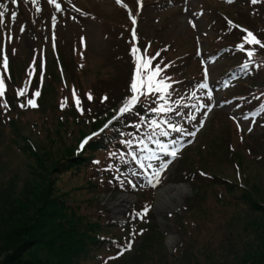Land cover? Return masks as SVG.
Returning a JSON list of instances; mask_svg holds the SVG:
<instances>
[{
    "label": "trees",
    "instance_id": "obj_1",
    "mask_svg": "<svg viewBox=\"0 0 264 264\" xmlns=\"http://www.w3.org/2000/svg\"><path fill=\"white\" fill-rule=\"evenodd\" d=\"M239 18L264 41V0L257 4L244 0ZM118 23L124 26V41L117 46L119 53L113 60L125 62L124 46L132 47L130 22L122 17ZM220 24L221 32L211 47L217 54L225 53L220 67L254 60L247 69H237L253 76L239 79V92L227 97L252 103V111L262 110L264 48L245 44L247 51H254L249 58L246 51L236 48L244 43L245 35L226 21ZM153 42L151 53L160 55L157 63L168 64L162 74L170 78L166 100H161L160 94L144 95L132 111L121 115L118 109L130 98L129 85H123L116 73H110L103 88L84 90L74 77L82 78L85 73L81 77L73 66L65 65L62 76L55 62L48 67L50 77L41 84L37 108L20 107L25 97L13 92L12 100L0 98V149L6 159L4 162L0 155V170L10 167L9 155H21L28 162L23 189L15 187L18 173L0 181V255L1 242L8 237L16 241L15 253L6 264H85L86 260L92 264H117L119 260L126 264H264V183L252 172L264 165V135L248 139L246 146L248 133L229 116L226 119L233 124L234 139L228 128L210 135L205 131L199 146L190 145L182 153L177 173L170 178L194 185L181 211L164 217L171 222L167 228L179 236L174 251L167 250L166 232L155 215L137 220L143 194L136 190L132 168L149 167L156 152L182 133L169 123L189 129L195 114L188 108L199 100L195 89L204 81L198 58L188 62L182 51L162 38L155 37ZM12 72L15 86L22 80V71ZM73 89L80 99L88 93L93 96L88 104L81 100L83 111L75 104ZM5 99L8 107L3 106ZM120 100L123 102L118 105ZM160 104L171 111H153ZM34 112L44 118L40 126L38 122L30 124L40 135L39 141L23 131L28 127L22 123L23 117ZM152 120L159 127H154ZM92 131L100 132L78 153V141ZM127 141H132L131 145ZM62 174L82 181V187L93 195L134 191L137 200L126 212V223L115 221L113 210L103 199L90 198L86 205L90 212L83 210V204H73L72 198L56 187ZM135 230L138 238L127 249V238Z\"/></svg>",
    "mask_w": 264,
    "mask_h": 264
},
{
    "label": "rangeland",
    "instance_id": "obj_2",
    "mask_svg": "<svg viewBox=\"0 0 264 264\" xmlns=\"http://www.w3.org/2000/svg\"><path fill=\"white\" fill-rule=\"evenodd\" d=\"M125 1L132 6H136V0ZM242 1L233 0V2L229 3L228 0H152L150 3L147 2L145 4V14L141 15L139 33L146 38L154 36L171 43L172 48H178L187 56L188 62L195 59V49L200 46L203 59L210 63L208 67H211L215 72L216 67L211 57L213 53L211 47L217 39L218 29L222 27L220 24L222 20L219 18L220 16L215 17V10L222 9L225 14L235 19L233 16L235 13L241 14ZM58 2L61 4V11H57L53 4L48 3V0H38V3H33L32 0H15V2L13 0H0V3L6 5L8 9L4 17L5 23L0 26V51L7 33L12 36L8 42V56L10 57L14 73L17 71L19 74V67L32 54L36 56L37 60L43 61L46 59L51 62L54 57H57V55L60 57L62 53L64 62L69 66H74L75 64L76 73L81 74L80 76L82 77L83 72H85L82 78L74 77L80 81L79 85L84 90L87 88H103L111 72L116 73L120 82L125 85L126 81L129 80L131 71L127 46H124L123 50L127 61L115 62L113 60L116 54L119 53L117 46H121V42L124 41L122 38V32L125 31L124 26L117 24L125 16V11L121 5L115 0H58ZM37 8L40 10L37 11ZM76 9H79V11ZM13 12L17 14L15 21L11 20V13ZM53 17L56 18L55 27H53L52 23ZM193 24H195V27H193ZM22 27L23 31H21ZM54 34L57 37V44L53 43L51 37ZM74 54H84L87 57L85 70L82 67V63L78 59H74ZM218 63H220V60L217 61ZM1 70L4 73V77L8 76L10 72L8 69L5 72L3 67H1ZM236 88L238 87H234L233 91ZM222 94V89L213 93L211 99L205 94L208 103L212 104L214 108L220 109L215 112H213V109L210 116L204 117L205 123L199 121L202 129L193 141V146H199L203 142L204 137L202 135L205 131H208V135H210L212 131L221 132L228 128L231 131V138L234 139L233 124L226 119L228 115L233 116L245 132H250L244 138L246 146H249L250 143L248 139L254 140L255 136L264 135L262 117L253 116L251 113L248 115V112L244 110L246 105H241L236 103V101L221 99ZM81 100L85 104L91 101L88 100L87 96ZM42 119L44 118L36 112L26 114L23 117L22 123L28 125V127L23 128V131L34 137L36 141L40 140V135L32 130L30 124L38 122L40 126ZM249 128L251 131L248 130ZM235 141L237 142V138ZM70 143H72L71 140L69 141ZM184 143V139H178L179 145L184 146ZM2 153L0 155L5 162L6 159L3 158L4 154ZM180 153L181 151L179 150L175 158L168 153L163 154L161 156L162 160L160 159L157 165H153L149 169L148 174L139 168H133V179L137 184V191L143 194L140 211L147 214L146 217L156 216L161 228H164V232H166L165 245L169 252H171V244H168L169 236H174L175 246L179 243V236L173 228H167L166 225L171 222H168L164 217L169 213L180 212L182 205L185 204L186 198L192 193L194 187L190 182L170 179L177 173ZM1 158L0 164L3 162ZM8 158L12 162L10 167L0 170V181L4 182L13 173H18L19 180L16 182L15 187L23 189L25 176L28 172V162L21 155L16 158L9 155ZM160 165H166V168H160ZM230 170L233 173L236 172L233 168ZM252 172L255 175H259V178L264 183V165ZM156 173L158 175H154ZM248 173L250 174V172ZM179 184L188 185V190L173 195L170 202L158 206V192L168 185L176 186ZM56 187L60 192L67 193V196L72 198L73 204H83L85 212L91 211L86 206L90 198L94 196L93 198L103 199L113 210V218L117 221H126V212L137 200V194L134 191L120 192L118 195L113 192L93 195V193L82 187V181L70 174H62L56 180ZM138 234L135 231L132 236L138 238ZM14 239L15 237H8L7 240L1 242L3 252L0 255V264H6L9 255L15 253L16 247L14 246L16 245L13 244L16 241ZM129 243L132 244V240H129ZM91 262L86 260L85 264H92ZM117 264L126 263L119 260Z\"/></svg>",
    "mask_w": 264,
    "mask_h": 264
},
{
    "label": "snow or ice",
    "instance_id": "obj_3",
    "mask_svg": "<svg viewBox=\"0 0 264 264\" xmlns=\"http://www.w3.org/2000/svg\"><path fill=\"white\" fill-rule=\"evenodd\" d=\"M13 2H15V0H13ZM32 2L38 3V0H32ZM228 2L231 3V2H233V0H228ZM259 2H261V0H251L252 4H257ZM48 3L53 4L57 11L62 10L61 4L58 2V0H48ZM117 3L121 4L124 7H128L126 4L123 3V0H117ZM138 5L140 8H142L143 7V0H138ZM39 10L40 9L37 8V11H39ZM76 10L79 11V9H76ZM7 11H8L7 6L0 3V26H2L5 23L4 17L6 15ZM129 14H130V17L132 20V24L135 26L137 23L136 16L131 12V10H129ZM16 16H17V14L15 12L11 13V20L15 21ZM52 23H53V27H55V24H56V18L55 17L52 18ZM229 23L231 24V21H229ZM193 27H195V24H193ZM23 30L24 29L22 27L21 31H23ZM244 31L246 32V35L243 37L244 43L238 45V47L241 51L245 50V44L259 45L261 48H264V42H262L260 39H258V37L253 32H251L247 29H244ZM5 36H6V40H11V38H12L7 33L5 34ZM132 37H133V41H137L138 38H137L136 31H135V27H133V30H132ZM130 52L134 58L133 79H132V82L130 84V91H131L132 95L118 109V111L121 115H123L124 113L132 111L134 106L139 102L141 96L160 94L161 100H166L170 96L169 89H170L171 85L167 82V80L170 78L162 75L164 72V69L161 68L159 66V64H157L155 67L152 66L154 57L147 56L146 55V49L142 51L141 48L138 47L136 43H133V46L131 47ZM157 55H159V54H157ZM247 56L249 58L253 57L254 51L253 50L247 51ZM8 65H9V60H8V56L6 54V48H5L3 58H2V66H3V69L5 70V72L8 69ZM243 68L244 69L248 68V62H246L243 65ZM29 75H31V73ZM199 87L201 89H208L209 86L207 83H201L199 85ZM6 91H7V85L5 83L4 73L0 72V98L5 97ZM26 93H27L26 87L17 90L18 96L23 97L26 95ZM86 95H87L88 100L93 99V96L91 93H88ZM39 96H40V92L35 91L34 97H39ZM73 96L75 98V104H76L77 108L80 111H83L82 101L76 95L75 89H73ZM208 96L211 99V96H212L211 90L208 91ZM103 99L107 100V97L105 96ZM65 103H66V101H65ZM3 106L8 107L6 99L4 100ZM25 106H31V107L35 108L38 105L36 103V99L29 98L26 101V105L23 103L20 105V107H22V108ZM63 106H65V105L62 103V107ZM209 110H211V109L209 108ZM153 111H155L157 113H164L167 111H171V108L166 107L164 104H160V106L156 109H153ZM252 115L254 116L255 113ZM192 118L195 119V117H192ZM245 119H247V117H245ZM165 123H168V122L165 121ZM151 124L154 127H159L156 120H152ZM105 127H108V125L106 124ZM169 127H171L174 131H177V132H183L184 131V129L178 128L174 124H171V123H169ZM248 130L251 131L250 128ZM100 131H103V129H101ZM94 135H96V134H94ZM163 135H168V133L164 132ZM190 135H195V133H190ZM90 139H91V137H88L84 141H82L80 148L84 149ZM126 143L131 145L132 141H127ZM162 151L168 153L171 157L175 158L178 155L179 147H174L170 152H168V148L166 146H162ZM164 166L166 167V165H164ZM154 175H158V173H156ZM130 248H131V243H129L127 245V249H130Z\"/></svg>",
    "mask_w": 264,
    "mask_h": 264
},
{
    "label": "bare ground",
    "instance_id": "obj_4",
    "mask_svg": "<svg viewBox=\"0 0 264 264\" xmlns=\"http://www.w3.org/2000/svg\"><path fill=\"white\" fill-rule=\"evenodd\" d=\"M186 190H188V185L185 184H179L176 186L173 185H168L166 187H164L163 189H161L158 192L157 195V204L158 206H162L167 202H170L171 198L173 195L179 194V193H183ZM173 237H169V242L172 245L173 243L172 241Z\"/></svg>",
    "mask_w": 264,
    "mask_h": 264
},
{
    "label": "water",
    "instance_id": "obj_5",
    "mask_svg": "<svg viewBox=\"0 0 264 264\" xmlns=\"http://www.w3.org/2000/svg\"><path fill=\"white\" fill-rule=\"evenodd\" d=\"M169 237H173L171 242L174 244V236L170 235ZM168 244L170 245L169 240H168ZM173 244H172V245H173Z\"/></svg>",
    "mask_w": 264,
    "mask_h": 264
}]
</instances>
